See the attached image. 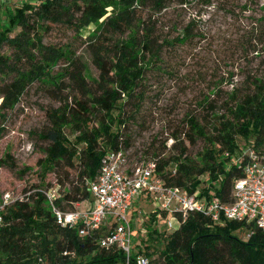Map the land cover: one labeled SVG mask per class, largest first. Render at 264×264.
I'll list each match as a JSON object with an SVG mask.
<instances>
[{
    "label": "trees",
    "instance_id": "1",
    "mask_svg": "<svg viewBox=\"0 0 264 264\" xmlns=\"http://www.w3.org/2000/svg\"><path fill=\"white\" fill-rule=\"evenodd\" d=\"M189 2L41 0L38 4L25 2L10 10L3 22L0 19V47L7 45L11 49V53L0 52V115L18 103L32 83L47 76L62 55L59 47L45 41L53 24H66L81 32L103 19L100 31L88 42L99 78L88 80L86 62L76 57L65 71L68 83L60 79L48 89L61 105L47 110L50 128L40 136L50 144L41 164L51 171L63 166L74 168L79 163L80 178L85 182L83 189L72 185L58 198L56 203L62 209H66L65 203L73 209L75 203L92 199L88 182L99 174L107 152L130 149L125 130L135 118L132 111L141 107L143 95L139 88L146 72L160 65L165 49L192 36L187 25L177 37H162L157 33L160 20L155 15L173 4L185 6ZM261 24L264 26V21ZM128 33V39H123ZM117 36L120 38L112 41ZM263 38L264 35H257L255 42L260 43ZM65 84L71 89H62ZM244 84V91L238 87L231 91L230 103L224 113L215 115L211 130L197 118H188L191 132L186 134L187 140L195 142V136H200L206 143L198 160L189 157L183 147L180 155L150 161L167 184L189 193L200 191L223 201L232 200L233 184L243 175L248 151L264 154V73L253 75ZM74 90L78 94H73ZM128 105L131 111L124 109ZM98 111L102 112L100 118ZM68 127L73 128L74 139L65 132ZM171 163H175L173 168L169 167ZM66 179H70L69 172ZM58 180L64 183L63 179ZM31 198V202L17 201L5 215V224L0 227V264H46L43 256L48 264L124 263L123 252L99 248L94 238H81L76 229L58 224L44 193H34ZM139 202L135 200L134 210H138ZM149 212L146 238L136 241L135 236L133 260L145 254L151 261L159 248L157 244L166 240L160 251L165 264H264V229L254 223H214L202 213L189 212L184 216L177 212L179 224L168 234L154 224L156 211ZM237 230L251 235L243 239Z\"/></svg>",
    "mask_w": 264,
    "mask_h": 264
},
{
    "label": "rangeland",
    "instance_id": "2",
    "mask_svg": "<svg viewBox=\"0 0 264 264\" xmlns=\"http://www.w3.org/2000/svg\"><path fill=\"white\" fill-rule=\"evenodd\" d=\"M40 1L0 0L1 22L10 10L25 2L38 4ZM189 1L185 6L173 4L155 15L160 20L157 33L162 37H177L187 25L192 36L165 49L164 59L158 63L160 65L146 72L139 88L143 95L141 107L132 111L135 118L125 130V136L130 138L131 143L128 150L130 165L148 163L156 157L164 159L180 155L183 147H186L189 157L198 160L206 143L200 136H195V142L187 140L186 134L191 132L188 118H197L207 130H211L216 121L215 115L224 113L230 103L231 91L235 87L244 91V81L264 73V38L260 43L255 42L257 35H264L261 24L264 21V0ZM102 21L92 23L81 32L56 23L45 34V41L59 47L62 55L53 63L47 76L25 90L18 103L1 111L0 196L10 192L16 201L31 202L35 188H58L64 196L72 185L80 189L85 186L80 178L82 166L79 163L74 168L63 166L57 170H46L41 160L46 157L50 142L40 135L50 128L47 110L61 105L59 100L50 96L48 89L60 79L68 83L65 71L70 67L72 58L79 57L86 62L88 80L99 78L100 72L92 61L88 42L100 31ZM132 33L133 30H130ZM128 35L122 38L128 39ZM117 38L120 36L113 37L112 41ZM0 52L11 53V49L3 45ZM62 89L71 88L65 84ZM65 91L69 93V90ZM72 93L78 94L75 90ZM124 109L131 111L129 105ZM101 116L102 112L98 111L97 118ZM72 131V127L65 129L74 139ZM174 166L175 163L169 165ZM67 172L70 179H66ZM58 179H63L64 183L60 184ZM29 190L31 192L27 193ZM90 201L82 202L80 208H86ZM139 204L145 211L158 206L157 201H153L150 207L143 200ZM65 206L72 209L66 203ZM169 218L170 214L159 212L158 221L154 223L158 230L168 234L174 231L168 227ZM137 228L136 241L145 239V230ZM236 233L243 239L248 238L245 230H237ZM164 242L157 244L159 248L153 253L151 264H165L160 254ZM147 244H150L148 240ZM149 250L152 251V248ZM43 258L48 264V259Z\"/></svg>",
    "mask_w": 264,
    "mask_h": 264
},
{
    "label": "built area",
    "instance_id": "3",
    "mask_svg": "<svg viewBox=\"0 0 264 264\" xmlns=\"http://www.w3.org/2000/svg\"><path fill=\"white\" fill-rule=\"evenodd\" d=\"M128 153L125 149L107 152L99 174L88 182L92 199L84 209L80 208L82 202L75 203L71 210L59 207L56 201L61 194L57 188L33 190L45 194L58 224L76 229L81 238H94L99 248H115L123 252V264H151L145 254L132 259L135 230L145 228L151 216L142 206L134 210L135 200L147 202L148 207L157 201L158 206L152 210L156 211L157 218L159 212L170 214L167 224L171 229L179 224L177 212L184 216L198 212L210 217L214 223L236 220L254 223L264 229V154L253 149L248 151L243 175L235 180L233 198L227 202L217 196L201 194L200 191L189 193L167 184L156 171L154 162L130 165ZM16 200L10 192L0 196V227L5 224V215ZM247 235L249 237L251 232Z\"/></svg>",
    "mask_w": 264,
    "mask_h": 264
},
{
    "label": "crops",
    "instance_id": "4",
    "mask_svg": "<svg viewBox=\"0 0 264 264\" xmlns=\"http://www.w3.org/2000/svg\"><path fill=\"white\" fill-rule=\"evenodd\" d=\"M143 229H145V228H143Z\"/></svg>",
    "mask_w": 264,
    "mask_h": 264
}]
</instances>
